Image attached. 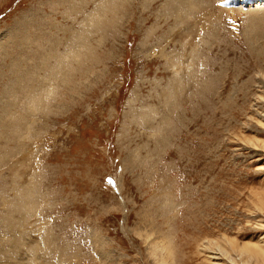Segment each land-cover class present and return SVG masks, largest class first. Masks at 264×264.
<instances>
[{
  "label": "rangeland",
  "instance_id": "obj_1",
  "mask_svg": "<svg viewBox=\"0 0 264 264\" xmlns=\"http://www.w3.org/2000/svg\"><path fill=\"white\" fill-rule=\"evenodd\" d=\"M192 1L0 0V264H264V0Z\"/></svg>",
  "mask_w": 264,
  "mask_h": 264
},
{
  "label": "bare ground",
  "instance_id": "obj_2",
  "mask_svg": "<svg viewBox=\"0 0 264 264\" xmlns=\"http://www.w3.org/2000/svg\"><path fill=\"white\" fill-rule=\"evenodd\" d=\"M191 2H193L192 0H191ZM194 4V3H193ZM192 9V8H191ZM195 9V8H194ZM192 12H193V10H192ZM182 14H183V12H182ZM179 16H180V19L181 20H183V17H181V12H179ZM186 16H188L187 14H186ZM10 216V215H9ZM147 234V233H146ZM148 236V235H147ZM147 239H148V237H147ZM153 242V241H152ZM162 243V242H161ZM153 244V245H152ZM150 247H151V254L152 255H156L157 257H161V256H164L165 257V254L164 253H167L168 251L166 250L167 248L165 247V245L164 246H162L161 245V247L158 245V243L156 244V243H151L150 242ZM168 247V246H167ZM236 248H238V246L236 247ZM255 249V248H254ZM259 250L258 251H260L261 249L260 248H258ZM150 250V249H149ZM251 250H253V248L251 247V246H243V247H241V249L239 250V254L240 255H244V256H247V257H249V259L251 258V256H250V253H251ZM264 251V250H263ZM164 254V255H163ZM260 254L261 255H264V252H261L260 251ZM169 256V255H168ZM167 256V257H168ZM163 257V258H164ZM163 262V261H162ZM249 262V260L247 261V263Z\"/></svg>",
  "mask_w": 264,
  "mask_h": 264
}]
</instances>
